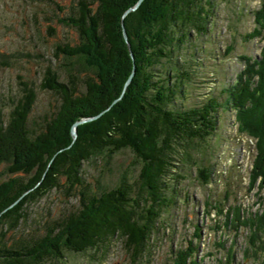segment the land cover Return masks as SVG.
I'll use <instances>...</instances> for the list:
<instances>
[{
  "label": "trees",
  "instance_id": "1",
  "mask_svg": "<svg viewBox=\"0 0 264 264\" xmlns=\"http://www.w3.org/2000/svg\"><path fill=\"white\" fill-rule=\"evenodd\" d=\"M137 1L78 0L79 5L70 14L59 13L63 8L56 4L59 12L53 18L64 27H75L79 34L74 45L65 42L56 47L66 58L67 81H59L58 74L47 67L45 75L49 78L42 83L44 89H53L60 96L62 106L39 131L34 126L36 122L30 120L36 91L21 82L22 95L10 123L3 120L0 112V166L17 160L21 152L32 157L36 150L39 164L33 177L0 198V227L6 226V232L21 230L12 242L3 240L8 236L3 233L0 264H43L62 258V243L67 250L78 253L91 249L104 253L115 239L140 257L151 234L158 229L163 210L176 205L179 194L171 181L184 179L183 166L197 161L193 146L217 133L221 102L216 95L200 106L186 108L178 103L180 94L187 96L192 80L185 67L193 64L192 58L190 62L181 53L192 46L193 32L208 33L209 18L204 7H213L214 0H144L133 14L143 32L138 28L133 35L137 45L130 42L129 46L123 36V25L128 30V24L122 17ZM32 21L39 23L37 17ZM56 30L50 26L49 33L55 36ZM191 48L198 49L196 45ZM80 53L88 61L87 68L80 65L82 59H77ZM192 53L191 57L196 56ZM121 56L126 61L123 71ZM202 60L205 62L204 57ZM260 65L264 72V50ZM134 68L135 80L128 85L123 99L114 103ZM257 100L264 102V86L258 84L254 88L245 73L241 74L227 104L240 112ZM91 117L94 118L79 126L74 138V123ZM126 148L142 159L139 177L132 180L124 176L117 187L88 194L85 163L103 153L112 157ZM203 169L208 184L213 168ZM13 170L18 171V165ZM76 188L81 199L76 216L45 227V231L40 227L30 230L26 209L29 203L52 190L63 189L68 195H75L71 190ZM257 221L264 226V217Z\"/></svg>",
  "mask_w": 264,
  "mask_h": 264
},
{
  "label": "rangeland",
  "instance_id": "2",
  "mask_svg": "<svg viewBox=\"0 0 264 264\" xmlns=\"http://www.w3.org/2000/svg\"><path fill=\"white\" fill-rule=\"evenodd\" d=\"M53 1L0 0V112L3 120L10 123L22 95L21 82H26L37 94L30 120L36 122L34 126L39 131L62 106L60 96L53 89L42 87L49 78L45 75L46 68L52 67L59 81L66 82V58L56 47L64 46L65 42L74 45L73 41L79 39L75 27H64L53 18L58 11L56 4L63 8L59 13L70 14L79 5L78 0ZM143 1L138 0L122 17L128 24V30L124 24L123 36L129 46L130 42L137 45L133 32L142 30L133 14ZM263 5L264 0H214L213 7L209 4L204 7L209 18L208 33L193 32L191 45L198 49L193 50L191 46L189 53L185 49L181 53L190 62L192 58L193 64L185 67L192 74V80L187 96L180 94L178 103L186 108L200 106L216 95L221 102L218 130L206 142L193 146L192 154L197 161L192 164L194 167L190 163L183 166L184 179L171 181L179 194L176 205L163 210L158 229L151 234L140 257L127 250L123 241L115 239L104 253L92 249L78 253L67 250L62 243L63 257L43 264H264V226L257 221L264 217V102L257 100L240 112L227 104L231 89L243 73L254 88L258 84L264 86L260 65L264 50ZM34 17L39 23L32 21ZM50 26L57 28L55 36L49 33ZM57 52L59 59L55 58ZM192 52L196 56L191 57ZM130 56L134 59L133 51ZM78 58L82 59L80 65L87 68L85 55L80 53ZM121 59L120 71H123L126 61L122 56ZM133 74L135 77L136 72ZM133 79L114 103L123 99ZM83 119L87 118L76 122ZM85 122L76 126L77 132ZM37 153L38 150L27 157L21 152L17 160L0 166V198L35 175L39 167ZM15 165L18 171L13 170ZM142 166V159L129 148L112 157L103 153L93 158L84 165L90 185L88 194L117 187L124 176L132 180L139 177ZM206 166L213 168L208 184L204 181L207 175L203 167ZM78 192V188L71 190L75 195H68L63 189L52 190L29 203L26 209L30 230L40 227L45 231V227L48 229L68 216H76L81 201ZM6 229V226L0 227V238ZM6 233L8 236L2 239L12 242L21 230Z\"/></svg>",
  "mask_w": 264,
  "mask_h": 264
},
{
  "label": "water",
  "instance_id": "3",
  "mask_svg": "<svg viewBox=\"0 0 264 264\" xmlns=\"http://www.w3.org/2000/svg\"><path fill=\"white\" fill-rule=\"evenodd\" d=\"M140 1H142V0H139V2H140ZM136 6H137V5H136ZM128 11H129V9H128ZM123 29H124V25H123ZM124 31H125V30H124ZM125 37L128 38L127 35H126V33H125ZM133 73H135V68H134V72H133ZM133 73L129 76L127 83H129V82L132 81V79H133V77H134V76H133V75H134ZM127 83H126V84H127ZM92 118H94V117L87 118V119H83V120H81V121L75 122V124L73 125V130H72V134H73L74 138H76V137L78 136V132H77V128H76V126H77L79 123H81V122H85V121H89V120H91Z\"/></svg>",
  "mask_w": 264,
  "mask_h": 264
},
{
  "label": "bare ground",
  "instance_id": "4",
  "mask_svg": "<svg viewBox=\"0 0 264 264\" xmlns=\"http://www.w3.org/2000/svg\"><path fill=\"white\" fill-rule=\"evenodd\" d=\"M256 32V31H255ZM134 33V32H133ZM139 49V48H138ZM137 52V51H136ZM141 52V51H140ZM263 55V54H262ZM259 64V63H258ZM134 81V80H133ZM257 118V117H256ZM144 119V118H143ZM81 155V154H80Z\"/></svg>",
  "mask_w": 264,
  "mask_h": 264
}]
</instances>
